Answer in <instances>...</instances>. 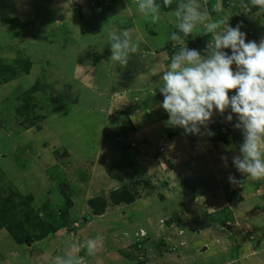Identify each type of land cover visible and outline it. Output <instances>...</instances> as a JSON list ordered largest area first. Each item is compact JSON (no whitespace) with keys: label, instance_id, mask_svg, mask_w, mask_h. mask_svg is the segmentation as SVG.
Returning <instances> with one entry per match:
<instances>
[{"label":"rangeland","instance_id":"1","mask_svg":"<svg viewBox=\"0 0 264 264\" xmlns=\"http://www.w3.org/2000/svg\"><path fill=\"white\" fill-rule=\"evenodd\" d=\"M156 2L153 21L139 0H0V264H228L232 210L264 213V180L229 166V146L235 154L243 143L230 109L200 136L166 125L162 73L180 47L203 55L212 37L198 25L172 41L179 0ZM197 2L209 21L241 24L246 42L264 39V10L249 0ZM124 30L138 53L121 67L109 33ZM122 188L133 201L115 205ZM94 198L106 203L101 213ZM211 198L227 207L212 210ZM98 236L88 256L81 246Z\"/></svg>","mask_w":264,"mask_h":264},{"label":"clouds","instance_id":"2","mask_svg":"<svg viewBox=\"0 0 264 264\" xmlns=\"http://www.w3.org/2000/svg\"><path fill=\"white\" fill-rule=\"evenodd\" d=\"M173 0H163L167 8ZM252 7L264 10V0H249ZM247 8L248 5H245ZM138 11L151 20L161 16L162 5L156 0H139ZM211 10L218 12V6ZM175 28L170 39L179 41L193 34L198 25H204L200 34H211L201 54V50L180 47L170 58L168 70L163 72L159 91L163 95L161 107L167 112L166 125L181 128L186 135H203L215 113L224 115L228 122L237 117L234 128L243 134L239 154L232 157V165L242 175L252 180H264V39L259 44L246 42V33L241 24L232 27L229 19L219 16L209 21V13L201 11L197 0H179L174 10ZM111 59L121 67H126L138 46L132 43L127 30L109 33ZM230 49L231 52L225 51ZM235 65V70L233 69ZM235 90V94L229 95ZM207 135H214L210 130ZM224 166L228 157H221ZM229 183L240 186L241 181L234 175L228 176ZM101 237L89 239L87 255L96 253ZM61 264H76L78 257L64 259L57 256Z\"/></svg>","mask_w":264,"mask_h":264},{"label":"crops","instance_id":"3","mask_svg":"<svg viewBox=\"0 0 264 264\" xmlns=\"http://www.w3.org/2000/svg\"><path fill=\"white\" fill-rule=\"evenodd\" d=\"M47 1L50 2L51 0ZM230 133H227L226 136H228ZM229 147L228 154H231V156L239 154L238 149L234 148V154L233 148H231V146ZM229 166L235 170L234 173H237L236 176H239V172L232 165V160ZM257 187L254 186L253 188ZM249 194L250 193H247L246 195ZM207 201L212 210H222L223 208L227 207L226 205L222 206L223 204L219 203L220 199H217L216 201V199L211 198L207 199ZM246 205V209H243L244 206L240 203L238 206H235L234 209L231 207L233 209L232 213L234 214V221L232 222L233 224L230 226V228L232 231L231 233L234 234V242L236 243L237 247L235 246L236 249H234L233 253L228 254V264H264V213L258 211V214H256L252 210L250 204ZM208 230H211V232L213 231V234L216 233L212 227L208 228ZM219 235L223 236V233L220 232ZM217 236L218 235L216 234V237ZM262 260L263 263H261Z\"/></svg>","mask_w":264,"mask_h":264},{"label":"trees","instance_id":"4","mask_svg":"<svg viewBox=\"0 0 264 264\" xmlns=\"http://www.w3.org/2000/svg\"><path fill=\"white\" fill-rule=\"evenodd\" d=\"M214 4V2H213ZM215 5V4H214ZM167 9V8H165ZM2 72L4 74H6V77H9L14 71L12 67H5L4 70H2ZM123 191H116V192H112V202L115 205H118L120 203H129L132 200V197L130 196L129 193H127L125 188H122ZM90 205L92 206V208L94 209V213H101V211H103V208L105 207V202L103 198H94L91 199L89 201ZM95 204H97V206L95 207ZM224 212H221L220 214L222 215Z\"/></svg>","mask_w":264,"mask_h":264}]
</instances>
